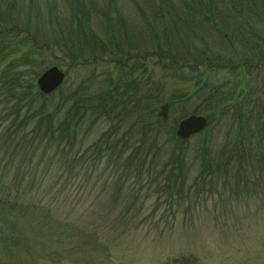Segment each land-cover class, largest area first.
<instances>
[{"label":"trees","instance_id":"16d2710c","mask_svg":"<svg viewBox=\"0 0 264 264\" xmlns=\"http://www.w3.org/2000/svg\"><path fill=\"white\" fill-rule=\"evenodd\" d=\"M68 2L73 5L75 14L64 24V30L51 27L41 35L44 22L38 20L37 14L53 12L49 0H30L27 7L22 4V17L18 0H0V68L4 65L0 72V156L7 161L6 168L0 169V264H15L16 260L21 264L25 261L27 264L82 263L77 256V252L81 253L80 258L85 252L83 247L80 249V242L69 248L62 246L72 238L77 239L78 235L73 232L69 237L66 234V238L61 237L66 224L63 219L58 221L62 216L60 212L56 213L57 217L51 215L50 218V207H42L43 214L37 206H24L23 199L22 205L17 206L21 187L16 183L26 175L30 176L31 170L21 168V161H15L14 154L21 153L23 158L32 152V159L37 150L42 149L46 155L62 158L56 167L59 170L72 157L66 155L64 158V151L82 147L80 144L85 138L81 128L92 117L117 124L116 129L110 128L89 150H94V157L102 161L105 157L110 158L112 144L118 141L124 148L127 146L124 151L131 147L138 153L155 150L152 141L156 140V135H166L175 141V145H183L191 137H176V125L181 119L195 113L204 114L206 119L218 115L229 123L228 137L220 148L212 149L206 142L199 149L206 158L204 169L214 177L220 168L228 169L232 164L227 152L237 154L235 164L249 170L250 175L245 174L246 178L250 176L255 181L252 178L261 174L260 186L255 182L250 184L264 191V98L260 96L264 89L255 87L251 98L245 94L236 101V90L228 87L229 83L249 86L253 78L251 73L258 76L264 72V0H161L147 18L140 12L142 27L133 24L137 35L145 38L144 42H138L145 52L137 45L138 50L133 56L130 54L133 43L119 40L127 33L126 24L130 36L131 32L134 34L130 24L122 20L123 28L108 21L107 26L96 30L85 10L80 9H85L80 0ZM34 14L36 17L32 19ZM237 21L245 27H240ZM245 28L247 35L242 33ZM22 48L26 51L14 57L22 52ZM44 54H49L46 58L52 60V66H66L67 69L109 58L108 62L117 73L118 84L109 83L110 92H91L81 86L76 92L63 96L60 94L64 90V81L55 93L42 95L35 90L34 81L46 69V59L38 62L36 55L40 59L39 56ZM144 57L155 58L158 65L164 62L163 67L174 73L186 70L184 79L191 84V91L185 100L194 98L205 110L175 108L181 113L180 118L177 123H169V109L186 101L174 96L163 103L159 98V83H141L142 78L135 72L145 65ZM129 59H135V64H129ZM127 63L131 65L130 72L126 70ZM191 68L194 70L190 71ZM226 71L233 72L232 79L217 81L216 74ZM230 119L235 121L233 126ZM131 120H134L133 124ZM128 124L133 125L132 128ZM208 125L209 122L199 134H203ZM114 137L118 139L113 140ZM26 146L29 151L23 150V153ZM166 155V165L173 169L183 165L185 153L178 147ZM168 156L171 157L167 159ZM83 157L76 160L77 165ZM145 160L146 157L140 165L143 166ZM54 174L61 185L64 175ZM101 223L107 224L103 218ZM115 223L116 220L109 225L115 227ZM121 223L128 226L132 221L124 219ZM69 256H73L74 261L69 260ZM175 264H194V261L181 259Z\"/></svg>","mask_w":264,"mask_h":264},{"label":"rangeland","instance_id":"374dc122","mask_svg":"<svg viewBox=\"0 0 264 264\" xmlns=\"http://www.w3.org/2000/svg\"><path fill=\"white\" fill-rule=\"evenodd\" d=\"M29 1L18 0L21 17L22 4L27 7ZM49 1L53 12L37 14L38 20L44 22L41 35L51 27L64 30V24L75 14L73 5H69L68 0ZM158 2L161 4V0H80L85 6V9H80L85 10L96 30L107 26L108 21L111 25L123 28L122 20L130 24L135 30L134 34L131 32L130 36L129 26L126 24L127 33L119 40L121 43H133L130 52L133 56L138 47L140 51L145 52L142 49L144 46L141 47L138 43L144 42L145 38L137 35L133 24L142 27L144 23L140 12L147 18ZM35 17L36 14L31 18ZM235 18L238 19L237 14ZM237 24L239 25L238 21ZM247 30L242 29L243 35L249 34ZM25 51L26 49L22 48V52L14 57ZM46 55L49 54L39 56L40 59L36 55V58L38 62L46 59L44 65L48 69L52 66V60H47ZM108 60L109 58L102 62H88L72 69L59 66L65 81L63 93L60 95H70L69 93L76 92L81 86L91 92H110L109 83L118 84V81L117 73ZM129 60V64H135V59ZM155 61L153 57H146L145 65L138 68L135 74L142 78L143 84H160L161 90L158 93L163 103L174 96L186 101L185 104L180 102L181 105H175L173 110L169 109V123H177L181 113L175 108L181 106L190 111L198 109V112H203L205 108L200 106V102L194 98L185 100L191 91V84L184 79L187 77V71L179 70L174 73L172 69L163 67L164 62L158 65ZM3 67L4 65L0 72ZM130 67L131 65H128L126 68L128 72L131 71ZM261 72L258 76L251 73L253 78L250 79L249 86L244 83L235 86L229 83L228 87L236 90V101H240L245 94L251 98L255 87L264 89V72ZM232 76L231 71L218 72L216 80H231ZM36 79L34 86L35 90H38ZM85 82L86 84L82 85ZM263 94L264 91L260 93L261 99L264 98ZM201 115L206 120L205 127L209 122L203 134L199 132V135L191 136L188 143L183 145H175V141L166 135H156V140L152 141V144L155 142V150L151 149L149 154L138 153L131 147L124 151L127 146L124 148L118 141L112 144L110 158L105 157L98 161L94 157V150H89L93 149L92 146L98 143L110 128L116 129L117 124L95 117L81 128L85 138L83 144H80L82 147L76 146L72 150L64 151V158L66 155L72 157L59 170L56 167L58 162H62V158L58 155H46L44 150L38 149L35 157L30 159L32 152L25 154L23 158L21 153H16L15 161H21V168L31 170L30 176L26 175L16 183L21 187L17 206L22 205L23 199L24 206H37L43 214L44 209L50 207V218L51 215L57 217L56 213L60 212L62 216L58 221L63 219L66 224L61 237L66 238L65 234L69 237L73 232L78 235L77 239L72 238L62 246L69 248L80 242V249H85L81 258V253L77 252L82 262L77 264H175L181 259H191L194 264H264V191L258 187L261 174L257 173L252 178L255 181H252L250 176L246 178L245 174L250 175L249 170L243 165L235 164L237 154L227 152L232 164L228 169L220 168L214 177L210 175L209 170L204 169L205 155L198 151L206 142L212 149L216 146L220 148L226 143L229 123L218 115H212L211 121L206 119L204 114L195 113L194 116ZM133 122L134 120H131V124ZM230 122L233 126L235 121L230 119ZM28 147L22 149V152L29 151ZM175 147L183 150L185 158L183 156V165L173 169L164 161L166 152ZM86 149L88 151L84 153ZM83 155L81 162L78 161V166L76 160ZM145 157L142 166L140 164ZM169 157L171 156L167 159ZM6 162L0 156V169L6 168ZM58 172L62 173V179H65L61 185L56 181L54 174ZM252 182L258 186L250 184ZM102 218L107 224L101 223ZM124 219L131 220L132 223L123 226L121 220ZM115 220V227H111L109 224ZM94 248L96 250H93ZM69 260H73V256H69ZM15 262L21 264L17 260ZM39 262L44 263L41 260Z\"/></svg>","mask_w":264,"mask_h":264},{"label":"water","instance_id":"95a60500","mask_svg":"<svg viewBox=\"0 0 264 264\" xmlns=\"http://www.w3.org/2000/svg\"><path fill=\"white\" fill-rule=\"evenodd\" d=\"M64 73L56 66L44 70L36 79L37 89L44 95L53 93L63 83ZM165 109V108H164ZM206 120L202 116H188L181 119L176 125L177 138L186 139L201 132Z\"/></svg>","mask_w":264,"mask_h":264}]
</instances>
